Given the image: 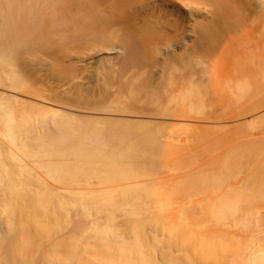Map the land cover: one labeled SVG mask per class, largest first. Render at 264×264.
<instances>
[{"label": "bare ground", "instance_id": "bare-ground-1", "mask_svg": "<svg viewBox=\"0 0 264 264\" xmlns=\"http://www.w3.org/2000/svg\"><path fill=\"white\" fill-rule=\"evenodd\" d=\"M107 39L111 40V42H108ZM64 40H69L79 49H75L76 51L73 50L74 52L72 50L68 51L63 49L61 50L60 55L63 57H68L70 61L72 60V57H78V59H80L79 61H81L79 64L73 65L75 69H72L74 68L72 65V67H69V64L65 67L68 66L69 69L79 71L78 75L80 74V76L81 74H84L85 71L83 69V72L80 73L81 68H85L86 65H91L92 67L91 68L89 66L91 70L90 75L88 76L95 77V80L94 77H92L93 79L90 77V81L94 80L95 85L93 84L89 90L86 87H80L79 85L81 82L79 80L74 81L76 80L74 79L72 80L74 82L71 81L74 83V86L82 88H79V92L82 93V97L78 95L77 98L80 97V100H74L81 101L82 98H84L83 103L85 105L88 104L89 106V104L92 103H101V101L104 100L102 98L108 95L107 91L112 88L110 80L113 77L110 73H112V71L114 73L117 70L119 74L121 72L129 73L131 71L133 75L132 77L135 78L133 79L134 81L132 80L133 83L131 85L127 81L129 84L128 88L130 87V92H127L129 94L127 98L129 97L128 99H132V101H134L140 107H150V105L154 104L153 101H155L151 100V96H153V91L151 89L160 85L157 83L158 85L155 84V86H153L155 79L158 80L159 78H163L162 75H166L165 72L168 73L170 71L180 70L182 67L193 68L195 63H200L201 65L202 60L197 58H201L203 54H199L198 51H207L211 53L210 55L212 56L210 57L212 61L214 59L215 62V69H213L215 72H211L214 74V77L213 75H211V77L209 75L208 79L207 75V80H204L206 75L204 71L206 70L205 66H199V70L201 71L202 75L203 72L205 74L204 77H202L203 79L200 80L207 81L205 82V85H203L204 87L202 86V88L200 85H196V83H194V85H190L188 88H185L186 90L181 91L176 96L171 97L169 99V104L180 105L181 108H186L187 110H195L196 113L194 114H197V111H202L203 113L205 106L209 105L211 107L212 105H215L211 107L213 110L215 109L216 105L220 103H217V97L219 99L220 94L226 95L230 92L233 94L234 92L232 93V91L236 89L238 95L243 97V94L246 91L253 89L258 90L257 88H259L258 86L261 83L263 86H260L261 93L259 92L258 94V90L257 93L254 91L256 94H253L256 96V98H260L261 103H259V100L254 98V102L258 101L260 104L257 105L258 108L262 106L264 107V95L262 94L264 89V0H0V75L5 76L12 82H17L19 76L13 68L14 65H12L14 56H16L15 49H19L21 46H37L50 49V47L60 46V43ZM203 59L206 61L207 58ZM77 60H75V62ZM37 61L34 62L37 63ZM143 61H150L151 63L154 62V65L152 64L153 66H151L153 68L154 66H157L159 69L156 71L158 74L152 72V75L151 73L148 75L150 77V80L148 81L145 80L147 78L145 75L147 76L149 71L148 73L146 72L147 66H145L146 69L144 68L145 71L142 70L141 64ZM23 62L25 61L23 60ZM73 62L69 63L73 64ZM24 64H26L28 67L30 63L28 61V63ZM24 64L23 67L26 69L27 67H25L26 65L24 66ZM46 68L49 69L50 67ZM210 70H212V68ZM67 71L69 72L68 76H73L74 71L72 72L68 69ZM70 72L73 74L71 73L70 75ZM65 73L67 72L65 71L61 75L65 76ZM233 73H236L235 75L237 77L239 76V80H234ZM153 74H157V77H155V75L153 76ZM75 76L76 75L74 74V77ZM84 76H81V80ZM110 76L112 78H110ZM151 76L154 77L153 81H151L153 79H151ZM212 77L213 81L210 79ZM169 78H167L166 83H168L170 80ZM77 79H79V76ZM124 79H127V77L125 76ZM4 81L5 80L2 82ZM85 82L88 84L87 82H89V80H86ZM124 84L121 87H124ZM167 85L168 84H166V86L160 87H168L169 85ZM9 86V89L12 88L11 91H15L11 83ZM125 86L127 87V85ZM126 87L124 90L128 89ZM157 88L159 89V87ZM38 89L40 90V87ZM139 89H143L142 92L145 93L141 94V91H138ZM158 89L157 91H159ZM78 90L75 91L78 92ZM154 91L156 90L154 89ZM76 92L75 94L73 92L72 96L76 95ZM148 92H151V96L148 94ZM103 93H105V95ZM163 93H160L159 91V96L160 94L164 95ZM32 94L33 93H31V95ZM102 94L104 96L99 97ZM155 94L156 95H154V98L156 99L155 102H157L159 101L157 99L158 93L155 92ZM260 94L263 95L262 98ZM167 95L168 93L164 96L166 97ZM15 96H17V94H15ZM42 96L45 97L44 99L46 100L47 97L44 95ZM42 96H40V98ZM68 96L69 95L65 97L68 98ZM231 96L232 95H230V98ZM34 98L32 104L36 100H34ZM36 98H38V96ZM60 99L62 98L60 97ZM118 99L119 97L115 100ZM227 99H229V97H226L225 101H227ZM50 100L53 101L52 99ZM230 100H232V98ZM234 100H236V98H234ZM121 101L122 100L119 102L118 100L115 103L112 101L111 103L115 104L113 107L116 106V104H119L120 106V104H123V101L122 103ZM162 101H160V103ZM38 102L40 103V101ZM229 102H226V107H229V105H232L237 101H234V103L231 101L230 104H228ZM249 102L252 103L253 100H248L246 106ZM26 103L27 102H25V104ZM29 103L28 110L23 112L17 111L15 109L16 107H13L11 103L5 101L0 103V122L3 126L0 130V137L3 138L4 141L7 140L4 142L5 144L9 143L8 145H10V148L8 150V155L15 162L14 167H12L13 165H9L10 163L8 164V161L6 163L4 160H2V155H6V149H4L3 144L1 146L0 141V199L4 201V207L0 209V264H184V255H181L180 253H176L177 255L175 256L171 255L172 257L161 253V249L163 248L162 244L165 240L160 238L162 236H160V233L162 231L161 228H168L163 221H166L165 213L169 211L168 207L170 204L166 203L164 200H154L155 198L151 196V193L144 189L149 181L143 180L141 178L142 173L137 171V169L135 170L134 168L136 161H131L139 157L146 158L148 155L151 156V154H153L152 156H155V158L161 159L165 152L164 150L166 149L161 146V142L158 140L160 129L146 127H143V129H125L120 126L121 124L117 125L109 121V123L100 122L97 123V125H87L79 120V117H81L80 115L68 112L65 110L66 107L61 109V107H59L60 105H58V101L56 103H51V105H47L46 103V105H44L40 103V109L38 108V111L29 109L31 108L29 107L31 106V103ZM160 103L157 102L154 106ZM36 104V107H33L37 108L38 105ZM161 105H163V103ZM219 105L222 106V103ZM253 105L254 107L256 106L255 103H252V106ZM167 106L168 105H166V107ZM209 106L207 108H210ZM242 106L240 107L242 108ZM234 107L233 109L235 110ZM240 107L238 106L239 109H241ZM238 108L236 109L238 110V114L234 113L236 114V117H238L239 114L243 116L250 113L249 117L251 119L249 121L246 120L247 122H244L247 127L246 130H241L242 126H237L239 129L241 127V131H238L239 129L235 128L237 130H235L234 133H237L234 135H237L240 140L242 139L244 142H247V138H252L251 140H254L253 138H255L256 141L258 139L261 141L264 140V111L262 113L257 108V110L252 109L253 111H251L250 108L252 107L250 106L248 108V112L245 110L244 106L243 109L248 113H244V110L241 109L243 112L242 113ZM158 109H161V107ZM218 109L220 108H217V112L219 111ZM228 109L229 108L225 110ZM205 110L204 115L207 114L205 113ZM211 111H209L210 113L208 111L206 112H208L210 115L214 114V112L211 114ZM230 111L232 112V108L231 110L229 109V112ZM257 111H259V114L253 113ZM224 112L225 111L222 109L223 114ZM222 113L220 110V115ZM223 114L218 116H220L222 119ZM197 115H201V113ZM210 115L209 117L214 120ZM216 115L217 114L215 113V118ZM194 116L196 117V115ZM203 116L202 119L199 120H203ZM231 116L235 117V115ZM179 117L180 116H178V118ZM228 117L229 116L224 118V120ZM207 118L208 115L206 116V119ZM38 120H40L39 122H42L43 124H35V122ZM209 120L210 118L207 119V121ZM228 120L225 122L227 126L230 125L228 124ZM212 122H210L211 125ZM203 123L200 122V124ZM200 124H198V126ZM206 124L209 126L208 122L204 125L206 128H210L207 127ZM214 124L212 128L218 123L215 125ZM221 124L222 123L220 122V125ZM36 125H39L40 128H37ZM204 125L202 127H204ZM237 125H240V123ZM232 128L233 130L231 129V134L233 135L234 127ZM172 131L173 129L171 132ZM221 135L222 137L227 136V134L226 136L225 134ZM166 138L168 139V137ZM258 141L256 143H258ZM254 143L251 145L253 148ZM255 150L254 152H256ZM3 151H5V153ZM247 151L251 150H246V152ZM252 152L249 153L252 154ZM249 153L247 152L246 156L250 155ZM26 158L33 159V163L43 171L49 180L51 179L56 183H62L67 186L71 185L72 183L82 182V180L85 183L91 179H97L100 183L102 182L109 184L111 181H115L117 179L124 181L131 180L132 182H127V184L122 187L114 186L105 188L102 192H94L90 189L87 191H78L73 189L71 186L65 187L61 190H51L52 188L49 189L48 187H44L46 184H44L42 179L39 178L41 176L38 177L34 171L36 168L29 165L25 160ZM5 159L7 160V156ZM147 159L148 158L142 160ZM152 169H154V167ZM188 171L190 170L188 169ZM188 173L190 174L191 172H187V174ZM228 173L226 172V174ZM237 173L239 175V172ZM255 173L261 177L264 175V171L260 172L259 169L255 170ZM242 176L240 175V177ZM185 178L187 179V177ZM248 178L250 177L247 176V179ZM199 179L200 176L198 174L193 175L192 173V175H190V180L189 177L187 180H189L188 182L195 183ZM185 181L181 180L183 183ZM34 183L39 184V187L33 186ZM242 184L244 183L242 182L241 185ZM42 185L43 187H41ZM78 186L80 187V185ZM244 186L246 185L244 184ZM244 186H241V189L248 188L250 185L248 187ZM226 187L229 189L231 188L229 185ZM250 188L251 187L248 189ZM233 189L237 188H232V190ZM118 190L119 193L117 192ZM234 191L236 194L237 190ZM226 192L225 195L223 192L224 196L219 197L218 201H215L210 205L206 204L208 207H206V209V205L204 206L206 210L204 208L203 209L207 213L205 215H208L211 221L222 224L234 223L237 226L235 230L227 229L229 233L232 230L229 239L227 238L225 240L226 242H224V244L227 243V246L229 245V249H224L225 247H222L221 241H211L209 240V237L202 239L203 246L207 249H210L213 254H218V252L221 254L223 253V260L225 259V263L222 262V259L218 261L222 262V264H241V262L244 263L245 260L247 261L248 259L249 260L247 264H264V242L263 244L260 243L263 246L261 248L258 247L259 249H256V252L255 250L250 252L252 254L249 258L242 259V256L239 258L241 251H245V249L248 250V248L245 247L251 244H247V238L250 239V237H252L253 239V236L259 237L258 234L263 229L262 228L259 230L258 228L259 231L256 230L257 233H255V228H253V224L256 223L255 217H258L261 222L264 217L260 216L262 217V219H260V211L257 212L258 210L256 209L254 212L259 213V215L257 213V215L254 214L252 211L254 208L253 206L251 211L255 217L252 216L251 218H253L255 221L253 220L254 222H251L248 217L249 215H252V213L247 217L245 214L250 209L245 212L243 211L246 208V200H243L246 199L244 198L245 196L242 197L243 199L240 201L241 199H239L238 196H234L235 194H233V192L232 195H229L231 192H229V194H226ZM237 193L239 194V192ZM154 194L157 196L159 193ZM192 197H194V195ZM257 198L259 199V197ZM169 199L170 197L167 200L170 201ZM242 202H244L245 208L243 207ZM251 203L250 205H254ZM248 204L246 203V205ZM188 206L189 204L185 207ZM173 207L175 208L176 206ZM174 208L172 211L178 209ZM197 208H199V210ZM197 208H195L197 210H193L195 212H202L200 207ZM73 209L77 210L78 212V215L74 218L72 216ZM152 209H154L153 212H155L153 214L150 213L152 212ZM189 209L192 210L191 208ZM179 212L182 217L181 219L184 220V210H179ZM204 213L201 215H204ZM122 215L132 217L130 220H134V225H130L131 227H134L131 228L133 235L129 239H126L123 233L119 229L115 228L112 224L117 216L122 217ZM239 215H241V218H239ZM129 217L128 219L124 217L125 221L129 220ZM100 219H104L105 222L100 223L98 221ZM194 219L196 222L197 219ZM194 219L192 217V220ZM199 220L200 219H198V221ZM121 223L126 224L125 222H120V224ZM257 224L255 225L257 226ZM126 225L128 226L129 224ZM174 226L172 227L173 229L171 228L173 231L171 237L173 239H167V241L169 240L168 242L170 244L169 245L167 243L168 247H173V245L176 246L177 244L180 245L182 242L181 241L179 243L181 238L178 240V229L174 230ZM67 227L72 229L71 234L67 238L54 241L52 243L53 247L51 248L49 254L38 258L36 261L28 257L29 251L32 249H38L39 246L43 248V245L41 244L47 240H50L54 234L63 232L64 230H69ZM259 227L261 228L262 225ZM127 228L128 227H126V229ZM129 229L130 227L128 230ZM158 230H160V233ZM262 234L264 236L263 232ZM244 236L246 237V240H243ZM88 237L89 239L90 237H93L96 239V241L91 242ZM193 238L194 243L192 245L190 244V249L187 244H184L181 247H184L182 252H184L185 249L186 253H184L187 258L186 261H193L192 264H195L194 259L198 255L194 252H197L198 244L196 243L199 239L195 237ZM260 238L262 240L264 239V237L262 238L261 236ZM257 241L258 240H256V245L258 246L259 244H257ZM259 242H261V240H259L258 243ZM88 247H92V249L96 248L94 251L95 253L91 256L85 257L84 249ZM176 247H174V249ZM165 249L168 248L166 247ZM57 251L58 253H62L60 258L55 257L57 255ZM230 253L232 254L229 257L228 255ZM245 256L248 257V255L244 254V257ZM240 259L243 261L240 262ZM244 264H246V262Z\"/></svg>", "mask_w": 264, "mask_h": 264}, {"label": "rangeland", "instance_id": "rangeland-1", "mask_svg": "<svg viewBox=\"0 0 264 264\" xmlns=\"http://www.w3.org/2000/svg\"><path fill=\"white\" fill-rule=\"evenodd\" d=\"M108 40V42H111V40H109V39H107ZM61 45L60 46H58V47H50V49H45V48H41V47H37V46H21L19 49H15V54H16V56H14V59H13V64L12 65H14V70L16 71V73L18 74V76H19V78H18V80H19V82H18V80H17V82L15 81V82H12V81H10L9 79H7L5 76H3V75H0L1 77H0V80H5L4 82L6 83L7 81V83H6V85H5V83L4 82H2V81H0V103L1 102H3V101H5V102H8V103H11V105L14 107H16L15 109L17 110V111H19V112H23V111H25V110H28V103L31 105V106H29V107H31V108H29V109H33V110H36V111H38V108L40 109V106H39V104L41 103V104H44V105H51V103H56L57 101L59 102V104L58 105H60L59 107H61V109H63V108H65V110H67L68 112H71V113H73V114H77V115H80L81 117H79L80 119V121L81 122H83L84 124H87V125H97V123H100V122H107V123H109V122H111V123H113V124H117V125H120L122 128H125V129H140V128H142L143 129V127L145 128H152V129H157V128H159L160 129V133H159V136H158V140H159V142H161L160 144H161V146L163 147V148H165L166 150H164L165 152H164V154H163V156L161 157V159L160 158H155V156H152L153 154H151V156H147L146 158H148L147 160H142V159H146V158H144V157H139V158H135L134 160H131V161H136L135 162V170L137 169V171H139V172H141L142 174V179L143 180H147V181H149V183H147L146 185V187H144V189L145 190H148L150 193H151V196L152 197H154L153 199L154 200H164V201H166V203H169L170 204V206L167 208L169 211V214H168V212H166L165 214H166V218H165V220L166 221H163V222H165V224L167 225V227L168 228H166V227H163V228H161V233H160V230H158L159 231V233H160V238H163L162 240H165V241H167V239H169V240H171V236H172V227L174 226L175 228H174V230L176 229H178L177 231V233H178V240H180V238H181V240L179 241V243H180V245H173L172 244V242H171V244L173 245V247H168V244H169V240L167 241V242H165L164 241V243L162 244L163 245V250H164V252H163V250L161 249V253H164V255L165 254H167L166 256H175V255H177L176 253H180L181 255H184V261L183 262H185L184 264H188V263H190V264H192L193 263V261L192 262H188V261H186L187 260V258H186V255H185V249H184V252H182L183 250V248L184 247H181V246H183L184 244H187L188 245V247H189V249H190V244L192 245L194 242V238L193 237H195V238H197V239H199V240H197L198 242L196 243V244H198V247H197V252H194V253H197V257L194 259V262H195V264H222V262L223 263H225V259L223 260V253L221 254L220 252H218V254L217 253H215V254H213L212 253V251L210 250V249H207V248H205L204 246H203V241H202V239H204V238H208L209 237V240H211V241H214V240H216L217 242H219V241H221L222 242V247H225L224 249H229V245L227 246V243L226 244H224V242H226L225 240L228 238L229 239V237H230V235H231V231H230V233L227 231V229H236V225L234 224V223H230V224H222V223H215L214 221H211L210 219H209V217H208V215H205V214H207L206 213V209L208 208L207 207V205L206 204H208V205H210L211 203H213V202H215V201H218L219 200V197H221V196H224L225 195V192H226V194L228 193L229 194V192H231L229 195H232V192H233V194H235V191L234 190H237L236 191V194L234 195V196H238L239 197V199H241L240 201H242V197H244V198H246V199H243V200H246V203L248 204V202H249V204L248 205H246V203H245V206H246V208H245V206H244V202H242V204H243V207L246 209H244L243 211L245 212V211H247L248 209H250V210H248V212H246L245 214H246V217L249 215V214H251L252 213V211L254 212V211H256V210H258L257 212H259L261 215H259V213H257L258 215H259V217L260 216H263L264 217V195H262V194H264V175H263V177H261L260 175H257L256 173H255V170H258L259 169V171L261 172H263L264 171V140H260V139H258L257 137V139L259 140H257L258 141V143H256L257 141L255 140V138H253L254 140H251L252 138H247L246 140H247V142H244L242 139L240 140V138L237 136V135H234V134H236V133H234L235 132V130H237V129H235V128H238L237 126H242V129H241V127H240V129L241 130H246L247 129V127H246V124L244 123L246 120H250L251 118L249 117V115H250V113H248L249 111V107L251 106L252 108H250L251 109V111H253L252 109H259L262 113H263V111H264V107L262 106V107H259L258 108V106L257 105H260L259 103H261V101H260V98L258 99V98H256V96L254 95V94H256L257 93V91H258V94H259V92L261 91V87L260 86H262L261 85V83L259 84V88H257L258 90H256V89H253V90H249V91H246L244 94H243V97L242 96H239L238 95V92H237V90L235 89V90H233L232 91V93L233 94H231V92L230 93H228V94H220V96H219V99H218V97H217V101H215V102H217V103H219V104H221L222 103V106L221 105H219V104H217V103H215V104H217L216 105V107H215V111L213 110V108H211L212 106H215V105H212L210 108H207L208 106H205V108H204V110L207 108V109H211V110H205V113H207L206 115H204V110H203V113H202V111H197L198 113L197 114H200L201 113V115L204 117L203 118V120H199V119H202V116L201 115H197V114H194V113H196L195 112V110H187L186 108H181V106L180 105H175V104H169V99L171 98V97H173V96H176L179 92H181V91H184V90H186L185 88H188L190 85H194V83H196V85H200V87H202L203 85H205V82H207V81H204V80H207L206 79V76H207V78L209 77V75H210V77H211V75H213V77H214V74H212L211 72L213 71V73L215 72V70H213V69H215V67H214V65H215V62H214V59H213V61H212V59H211V57L210 56H212V55H210L211 53L210 52H207V51H198V53L199 54H203L202 55V57L201 58H197V59H199V60H202V63H201V65H200V63H195L194 64V66H193V68L195 69H193V68H190V67H182L180 70H176V71H170V72H165L166 73V75L165 74H163L162 75V77L163 78H159L160 79V81H159V79L157 80V79H155L154 80V77H152L151 76V81H153L154 80V84H153V86H155V84H160L159 86H156V87H154L153 89H151L153 92H154V94H153V92L151 91V90H149V91H151L152 92V95L153 96H151V92H148V94L151 96V100H155L156 101V99L154 98V95H156L155 94V92H157L158 93V95H157V99L159 100V101H157L158 103H160V101H162V99H163V101L160 103V104H156V106H154L155 105V103H157V102H155V101H153V105H150V107L149 106H144V107H140L139 105H137L134 101H132V99H128L127 98V96H129V88H128V86H129V84L131 85L132 83H133V79H135L134 77H132L133 75H132V72L130 71L129 73L128 72H121L120 74H119V72H117V70L113 73V71H112V73H110L111 74V76L113 77H111L110 76V78H112L111 80H110V82H111V86H112V88H110L107 92H108V95H106L105 97H103L104 95H105V93H103L101 96H99V97H103L102 99H104V100H102L101 101V103H92V104H89V106H88V104H84L83 102H84V98H82V100L81 101H75V100H77V99H79L80 97H82V93H80L79 91H80V89H82V88H84V87H86V88H88V90L93 86V84L95 85V82H94V80H95V77L94 76H88V75H90V70H91V65H89V66H87L86 65V67L85 68H81V70H80V73L81 72H83V69L85 70L84 71V74H81V76H84L83 78H82V80H83V82H82V80H81V76H80V74L78 75V73H79V71H77V70H72V69H75V67L73 66L74 64H79V62H81V61H79L80 59H78V57H72V60L70 61L69 59H68V57H63V56H61L60 54H61V50H63V49H66V50H74V51H76V50H78L79 48H77V46H75V45H73V43L72 42H70L69 40H64V41H62L61 43H60ZM76 49V50H75ZM73 51V52H74ZM22 52V53H21ZM200 55V56H201ZM55 59H54V58ZM23 58V59H22ZM24 58H26V59H24ZM29 60H28V59ZM65 58V59H64ZM78 60H77V59ZM203 58H207L206 59V61L203 59ZM213 58V57H212ZM22 59V60H21ZM36 59V60H35ZM42 59V60H41ZM74 59V60H73ZM22 62H21V61ZM23 60L25 61V62H23ZM26 60H28L29 61V65H28V67H27V65L26 64H24V63H28V61H26ZM30 60H33V61H30ZM38 60V61H37ZM40 60V61H39ZM49 60V61H48ZM67 60V61H66ZM75 60H77L76 62H75ZM210 62H209V61ZM19 61V62H18ZM37 61V63H35V62ZM73 62V64H71V63H69V62ZM33 62V63H32ZM39 62V63H38ZM44 62H45V64H44ZM68 62V63H67ZM213 62V63H212ZM24 64V66L25 67H27L26 69H24V67H23V64ZM209 65H208V64ZM20 64V65H19ZM34 64H36V65H34ZM48 64H49V66H48ZM51 64V65H50ZM69 64V65H68ZM141 64V63H140ZM154 65V62L153 63H151L150 61H143L142 62V70L143 71H145L144 70V68H145V66H147L146 68H147V70H146V72L148 73V71H149V73L147 74V73H145V74H147V76L145 75V77H147L145 80H150V77L148 76V75H150V73H151V75H152V72L153 73H157L156 71H158L159 69H158V67L156 66H154V68L152 67L153 65ZM199 64V65H198ZM66 65H68L69 67H74V68H72V69H69L68 68V66L67 67H65ZM72 65V66H71ZM152 65V66H151ZM156 65V64H155ZM31 66V67H30ZM34 66H35V68H34ZM38 66H40V67H38ZM76 66V65H75ZM199 66L201 67V66H205V69L207 70H204L205 71V74H204V72H203V75H202V73H201V71L199 70ZM209 67V68H207V67ZM30 67V68H29ZM46 67H50L49 69H47ZM63 67V68H62ZM65 67V68H64ZM39 68H40V70H39ZM58 68H60V69H58ZM145 68V69H146ZM149 68V69H148ZM151 68V69H150ZM155 68H156V70H155ZM212 68V70H210ZM34 69V70H33ZM36 69V70H35ZM47 69V70H46ZM53 69V70H52ZM67 69L70 71H74L73 73L76 75L75 77H74V74L72 73V72H70V75H71V73L73 74V76H68L69 74V72L67 71ZM88 71H87V70ZM191 69H192V71H191ZM38 70V71H37ZM49 70V71H48ZM57 72H56V71ZM67 72V73H65V76L63 75H61V74H63L65 71ZM141 70V71H142ZM152 70V71H151ZM43 71V72H42ZM52 71V72H51ZM64 71V72H63ZM142 71V72H143ZM151 71V72H150ZM180 71V72H179ZM51 72V73H50ZM61 72V73H60ZM76 72V73H75ZM194 72V73H193ZM196 72V73H195ZM200 72V73H199ZM208 72H209V74H208ZM41 73V74H40ZM45 73V74H44ZM117 74V75H116ZM122 74V75H121ZM158 74V73H157ZM157 74L155 75V74H153V76L155 75V77H157ZM194 74H196V75H194ZM236 74V73H235ZM234 73H233V76H234V80L235 81H237L236 79H238V77L235 75ZM40 75V76H39ZM46 75V76H45ZM192 75V76H191ZM204 75H205V78H204V80H200V79H203L202 77H204ZM238 75V74H237ZM45 76V77H44ZM67 76V77H66ZM79 76V79H77V77ZM88 77V79H87V77ZM126 76L127 77V79H124V77ZM158 76H160V75H158ZM169 78L168 80L170 81H168V83H166L167 82V78ZM173 76V77H172ZM4 79H3V78ZM42 77V78H41ZM62 77H64V78H62ZM92 77H94V80L93 81H90L91 80V78ZM123 77V78H122ZM176 77V78H175ZM178 77V78H177ZM191 77H192V79H191ZM198 77V78H197ZM200 77V78H199ZM213 77L212 78H210L211 79V81H213L212 79H213ZM236 77V78H235ZM121 80H120V79ZM149 78V79H148ZM185 78V79H184ZM68 79V80H67ZM74 79H76V80H74ZM93 79V78H92ZM194 79H195V81H194ZM209 79V78H208ZM215 79V78H214ZM72 80H74V81H80L79 83H80V87H82V88H80V87H76V86H74L73 84L74 83H72V82H74V81H72ZM86 80H89V82H87L88 84H86V82L85 81ZM133 80V81H132ZM162 80H163V82H162ZM186 80V81H185ZM239 80V79H238ZM46 81V82H45ZM72 81V82H71ZM127 81L129 82V84L127 83ZM150 81V82H151ZM194 81V82H193ZM209 81V80H208ZM50 82V83H49ZM69 82V83H68ZM126 82V83H125ZM156 82V83H155ZM160 82V83H159ZM201 82V83H200ZM11 83V85L13 86V89H15V91L14 90H12L11 91V89H9L8 88V86H9V84ZM17 83V84H16ZM70 83H71V85H70ZM125 83V84H124ZM161 83H163V84H161ZM184 83V84H183ZM189 83V84H188ZM192 83V84H191ZM15 84V85H14ZM20 84V85H19ZM21 84H22V86H21ZM49 84H51V85H49ZM124 84V87H121L122 85ZM157 84V85H158ZM166 84H168L167 86L168 87H160V86H166ZM4 85H5V87H4ZM45 85H46V87H45ZM73 85V86H72ZM125 85H127V87L125 86ZM17 86V87H16ZM70 86H72V87H70ZM171 86H172V88H171ZM7 87V88H6ZM10 87V86H9ZM19 87V88H18ZM40 87V90L38 89ZM52 87V88H51ZM53 87H54V89H53ZM76 87V88H75ZM125 87L126 88H128V89H126V90H124L125 89ZM157 87H159V89L157 88ZM204 87V86H203ZM202 87V88H203ZM263 87V86H262ZM17 88V89H16ZM21 88V89H20ZM48 88V89H47ZM68 88H70V89H68ZM72 88V89H71ZM75 88V89H74ZM79 90H78V89ZM123 88V89H122ZM169 88V89H168ZM176 88V89H175ZM154 89L156 90V91H154ZM157 89L160 91V93H163L164 95H166L167 93H168V95L165 97L164 95H162V94H160V96H159V91H157ZM4 90V91H3ZM26 90H28V91H26ZM74 90V91H73ZM75 90H78V92H76ZM131 90V89H130ZM35 91H36V93H35ZM46 91H49V92H46ZM58 93H57V92ZM115 91V92H114ZM123 91H125V92H123ZM138 91H141V94H143V93H145V92H142L143 91V89H139ZM256 93H255V92ZM13 92V93H12ZM16 92V93H15ZM26 92H29V93H26ZM61 92V93H60ZM73 92H74V94H75V92L77 93L76 95H74V96H72L73 95ZM94 92H96V91H94ZM107 92H106V94H107ZM120 92V93H119ZM128 92V93H127ZM3 93V94H2ZM25 93V94H24ZM31 93H33L32 95H31ZM61 95H60V94ZM70 93V94H69ZM72 93V94H71ZM126 93H127V95H126ZM254 93V94H253ZM261 93V92H260ZM15 94H17V96H15ZM20 94H21V97H20ZM39 94V95H38ZM44 95V96H46L47 98H46V100L44 99L45 97H43L42 95ZM56 94H57V96H56ZM119 96H118V95ZM262 94L264 95V89H263V91H262ZM8 95H9V97H8ZM11 95V96H10ZM14 95V96H13ZM34 95V96H33ZM67 95H69L68 96V98H66L67 97ZM78 95L80 96L79 98H77L78 97ZM230 95H232L231 96V98H232V100H230L231 98H230ZM255 96V97H253V96ZM261 95V94H260ZM259 95V96H260ZM263 95H261V98H262V96ZM13 96V97H12ZM19 96V97H18ZM25 97V98H23V97ZM30 96V97H29ZM38 96V98H40V96H42L40 99H38V98H36ZM49 96V97H48ZM63 99H60V97ZM63 96V97H62ZM66 96V97H65ZM123 96V97H122ZM162 96V97H161ZM252 96V97H251ZM14 97H15V99H14ZM31 98L30 99V101H29V99H27V98ZM35 97V98H34ZM58 97H59V99H58ZM88 97V96H87ZM91 97V96H90ZM89 97V98H90ZM119 97V102H120V100H122L123 101V104H120V106H119V104L117 105L116 104V106H114L113 107V105H115V104H113V103H111L112 101H114V103L116 102V101H118V100H115V99H117ZM121 97V98H120ZM159 97V98H158ZM165 97V98H164ZM222 97H224V98H222ZM226 97H229V99H227V101H225V99H226ZM239 97V98H238ZM242 97V98H241ZM20 98V99H19ZM33 98H34V102H33V104L35 103H38V104H36V105H38V107L37 108H35L36 106H35V104L33 105L32 104V101H33ZM48 98H49V101H48ZM66 98V99H65ZM71 98V99H70ZM95 98V97H94ZM98 98V97H97ZM123 98V99H122ZM153 98V99H152ZM222 98V99H221ZM234 98H236V100H234ZM251 98V99H250ZM254 98L255 99H257V100H259L260 102L258 103V101H256V102H254ZM18 99V100H17ZM29 101H27V100ZM44 99V100H43ZM50 99H52L53 101H51ZM65 99V100H64ZM73 99V100H72ZM75 99V100H74ZM237 99H240V100H237ZM13 100V101H12ZM16 101V103H15V101ZM42 100V101H41ZM80 100V99H79ZM246 100V101H245ZM248 100H250V101H252L253 100V102L252 103H255V105L257 106H255L254 107V105L252 106V103L251 102H249L248 104H247V106H246V103H247V101ZM19 101V102H18ZM38 101H40V103L38 102ZM44 101V102H43ZM46 101V102H45ZM61 101V102H60ZM122 101H121V103H122ZM231 102L232 101V103H234V101H237V102H235V103H237V104H232V105H229V107H226V102ZM240 103H239V102ZM25 102H27L26 104H25ZM48 102H50V103H48ZM67 102V103H66ZM230 102L228 103V104H230ZM241 102H243V103H241ZM244 102H245V104H244ZM46 103V104H45ZM65 103V104H64ZM77 103V104H76ZM82 103V104H81ZM128 103V104H127ZM163 103V105H161ZM251 103V104H250ZM258 103V104H257ZM63 106H62V105ZM100 104V105H99ZM108 104V105H107ZM244 104V105H243ZM18 105V106H17ZM52 105H54V104H52ZM76 105V106H75ZM82 105V106H81ZM85 105V106H84ZM111 105H112V107H111ZM166 105H168L167 107H166ZM220 107H219V106ZM225 105V106H224ZM243 105V106H242ZM248 105H250V106H248ZM33 106H35V107H33ZM161 107V109H158V108H160ZM235 106V107H234ZM238 106L240 107V106H242V108L241 109H243V107L245 106V110H247L246 112L248 113L247 115H243V116H241L240 114V116L238 115V117H236V114H238L237 113V111L238 110H236L237 108H238ZM21 107V108H20ZM73 107V108H72ZM88 107V108H87ZM153 107V108H152ZM163 107V108H162ZM170 107V108H169ZM224 107H226V108H224ZM233 107L235 108V110L233 109ZM78 108H80V109H78ZM122 108V109H121ZM141 108V109H140ZM217 108H220V109H218L219 111V114H218V112H217ZM227 108H229L230 110H231V108H232V112L230 111L229 112V109L228 110H225V109H227ZM247 108V109H246ZM74 109V110H73ZM76 109V110H75ZM119 111H118V110ZM128 109V110H127ZM149 109H151V110H149ZM155 109V110H154ZM174 109V110H173ZM176 109V110H175ZM181 109V110H180ZM222 109L225 111L224 112V114L222 113ZM239 109V108H238ZM241 109H239L240 110V112H242L241 111ZM256 109V110H257ZM261 109H263V110H261ZM78 110V111H77ZM123 110V111H122ZM142 110H144V111H142ZM159 110H161V111H159ZM187 110V111H186ZM220 110H221V113L223 114V118L221 119L220 118V116L222 115H220ZM234 110V111H233ZM244 110V109H243ZM245 110H244V113H246L245 112ZM188 111H190V112H188ZM194 111V112H193ZM206 111H211V114H212V112H214V114H212V115H210L208 112H206ZM111 112H113V113H111ZM142 112H144V113H142ZM147 112V113H146ZM149 112V113H148ZM164 112V113H163ZM227 112H228V114H227ZM239 112V113H240ZM260 112V113H261ZM86 113V114H85ZM158 113V114H157ZM177 113V114H176ZM179 113V114H178ZM181 113V114H180ZM183 113V114H182ZM215 113L217 114L216 115V118H215ZM234 113H236V114H234ZM243 113V112H242ZM252 113V112H251ZM253 113H258L259 114V111H257V112H253ZM252 113V114H253ZM83 114H85V115H83ZM115 114V115H114ZM148 114V115H147ZM161 114V115H160ZM185 114V115H184ZM186 114H189V115H186ZM190 114H192L193 116L194 115H196V117L194 116H192V115H190ZM88 115V116H87ZM155 115V116H154ZM168 115V116H167ZM173 115V116H172ZM208 115V118L207 119H209L210 118V120L209 121H207V119H206V116ZM209 115L210 116H212V118L214 119V120H212L211 119V117H209ZM218 115H220V116H218ZM226 115V116H225ZM231 115H235V117H233V116H231ZM92 118H91V117ZM176 116V117H175ZM178 116H180L179 118H178ZM182 116V117H181ZM186 116V117H185ZM200 116H201V118H200ZM225 116V117H224ZM227 116H229L227 119H225L224 120V118H226ZM231 116V117H230ZM89 117V118H88ZM160 117V118H159ZM218 117V118H217ZM131 118V119H130ZM139 119V120H137V119ZM196 118V119H195ZM197 118H198V120H197ZM152 119H153V121H152ZM206 119V120H205ZM217 119V120H216ZM219 119V120H218ZM221 119V120H220ZM229 119V120H228ZM242 119V120H241ZM136 120V121H135ZM144 120V121H143ZM156 120V121H155ZM161 120V121H160ZM170 120V121H169ZM205 120V121H204ZM223 120H224V122H223ZM227 120H228V124H230L229 126H227V124L225 123V122H227ZM237 120V121H236ZM244 120V121H243ZM40 120H38L37 122H35V124H39V125H42L43 123L42 122H39ZM109 121V122H108ZM172 121V122H171ZM213 121V122H212ZM215 121H216V123H215ZM217 121H219V122H217ZM235 121V122H234ZM136 122V123H135ZM138 122H139V124H138ZM159 122H160V124H159ZM168 122V123H167ZM178 122V123H177ZM197 122V123H196ZM200 122H205V123H207L208 122V124H209V126H207V124H206V126L207 127H210V128H206L205 127V123H203V124H200ZM210 122H212V125H211V123ZM220 122L222 123L221 125H222V127H221V125H220ZM230 122V123H229ZM234 122V123H233ZM243 122V123H242ZM247 122V121H246ZM141 123H144V124H141ZM147 123V124H146ZM173 123V124H172ZM195 123V124H194ZM217 124V125H215V124ZM223 123H225V124H223ZM240 123V125H237V124H239ZM245 124V125H242V124ZM35 124H34V126H35ZM152 124V125H151ZM198 124H200L199 126H198ZM213 124L215 125V127H213L212 128V126H213ZM39 125H36V127L37 128H40V126ZM150 125V126H149ZM176 125V126H175ZM204 125V127H202ZM211 125V126H210ZM192 126V127H191ZM225 126H226V128H225ZM234 127V131H233V135L231 134L232 133V131H231V129L233 130V128L232 127ZM236 126V127H235ZM244 126V127H243ZM2 124H1V122H0V130L2 129ZM218 127V128H217ZM169 128V129H168ZM171 128V129H170ZM244 128V129H243ZM173 129V131L171 132V130ZM215 129V130H214ZM239 129V128H238ZM238 130V131H241V130ZM219 130V131H218ZM227 132V133H226ZM218 134V135H217ZM221 134H225V136H226V134H227V136L226 137H222V135ZM228 134H231V135H228ZM170 135V136H169ZM213 135V136H212ZM220 135H221V137H220ZM229 136H234V137H229ZM166 137H168V139L166 138ZM238 139H237V138ZM188 138V139H187ZM208 138V139H207ZM215 138V139H214ZM228 138V139H227ZM0 139H2V140H0L1 141V146H2V144H3V147H4V149H6L5 151H6V155L4 156V155H2V160H4V162H6L7 163V161H8V164L9 165H11L12 167H14V165H15V162L9 157V155H8V150H9V148H10V145H8L9 143H4V142H6L7 140H3V138H1L0 137ZM245 140V141H246ZM176 141V142H175ZM249 141H251V142H249ZM252 141H254V142H252ZM251 143V144H249V143ZM252 143H254L253 145H254V148L251 146L252 145ZM259 144V145H258ZM164 145V146H163ZM239 148H238V147ZM247 146H250V147H247ZM182 148H183V150H182ZM244 148V149H243ZM247 148H249V149H247ZM252 148V149H251ZM3 149V150H4ZM256 149V150H255ZM261 151H260V150ZM246 150H251V151H247L248 153L250 152H252V154H250V155H248V156H246V154H247V152H246ZM254 150L256 151V152H254ZM5 151H3L4 153H5ZM175 151V152H174ZM178 151V152H177ZM171 152V153H170ZM233 152V153H232ZM3 153V154H4ZM232 153V154H231ZM245 153V154H244ZM194 154V155H193ZM234 154V155H233ZM172 155V156H171ZM245 155V156H244ZM6 156H7V160L5 159L6 158ZM149 157H151V158H149ZM164 158V159H163ZM27 162H28V164L29 165H31V166H33V167H35L36 169L34 170L35 172H36V174L38 175V177L39 176H41V177H39V178H41L42 179V181L44 182V184H46V185H44V187H48L49 189H51V190H61V189H63V188H65V187H69V186H71L73 189H75V190H80V191H87L88 189H90V190H92V191H94V192H102L105 188H110V187H122V186H124L125 184H127V182H132L131 180H128V181H124V180H119V179H117V180H115V181H111L110 182V184L109 183H100L97 179H91V180H89L88 182H85L84 183V181L82 180V182H78V183H72L71 185H65V184H62V183H56L55 181H53V180H49V178H47V176L43 173V171L41 170V169H39L34 163H33V159H31V158H26L25 159ZM29 160V161H28ZM32 160V161H31ZM139 160V161H138ZM144 161H146V162H144ZM133 162V163H134ZM144 162V163H143ZM156 163V164H155ZM215 164V165H214ZM35 165V166H34ZM210 165V166H209ZM211 165H212V167H211ZM174 166V167H173ZM214 166V167H213ZM154 167V169H152ZM175 167H177V168H175ZM38 168V169H37ZM175 170H174V169ZM236 168H238V169H236ZM241 168V169H240ZM146 169V170H145ZM188 169L190 170V171H188ZM210 170V171H209ZM38 171V172H37ZM191 172L190 174L188 173L187 174V172ZM207 171V172H206ZM169 172V173H168ZM181 172V173H180ZM226 172L228 173V174H226ZM233 172V173H232ZM237 172H239V175H238V173ZM144 173V174H143ZM172 173H173V175H172ZM176 173V174H175ZM192 173H193V175L194 174H198L199 176H200V179L197 181V182H188L189 180H190V175H192ZM243 173V174H242ZM255 174V175H254ZM158 175V176H157ZM240 175L242 176V177H240ZM156 176V177H155ZM182 176V177H181ZM247 176H249L250 178H248L247 179ZM174 177V178H173ZM183 177H184V179H183ZM185 177H187V179H188V177H189V180H187ZM209 179H208V178ZM212 177V178H211ZM239 177V178H238ZM46 178V179H45ZM159 178V179H158ZM234 178V179H233ZM228 179V180H227ZM241 179V180H240ZM247 179V180H246ZM181 180H187V181H185L184 183L183 182H181ZM244 180V181H243ZM245 180H246V183H245ZM50 181V182H49ZM233 181V182H232ZM237 181V182H236ZM121 182V183H120ZM244 183L246 186H244V184H242L241 185V183ZM255 182V183H254ZM88 183V184H87ZM119 183V184H118ZM226 183V184H225ZM228 183V184H227ZM54 186H53V185ZM97 184H98V186H97ZM250 186H249V185ZM78 185H80V187L78 186ZM227 185H229V186H231V188L229 189V188H227L226 186ZM233 185V186H232ZM253 185V186H252ZM263 185V186H262ZM33 186H35V187H39V184H37V183H34L33 184ZM56 186V187H55ZM90 186V187H89ZM241 186L243 187H251L250 189H248V188H245V189H241ZM41 187H43V185L41 186ZM60 187H62V188H60ZM88 187V188H87ZM56 188V189H55ZM58 188V189H57ZM60 188V189H59ZM148 188H150V189H148ZM223 188V189H222ZM232 188H237V189H233L232 190ZM255 188V189H254ZM98 189V190H97ZM241 189V190H240ZM151 190V191H150ZM220 190V191H219ZM228 190H230V191H228ZM242 190H244V191H242ZM144 191V190H143ZM143 191H142V193H143ZM210 191V192H209ZM219 191V192H218ZM242 191V192H241ZM118 193H119V190L117 191ZM218 192V193H217ZM223 192H224V195H223ZM237 192H239V194L237 193ZM241 192V193H240ZM254 192V193H253ZM117 193V194H118ZM154 193H159V194H157V196H155V194ZM194 195V197H192L193 195ZM218 194V195H217ZM222 194V195H221ZM241 194V195H240ZM178 195V196H177ZM189 195V196H188ZM200 195V196H199ZM199 196V197H198ZM170 197V201H171V203H170V201H168L167 199ZM182 197V198H181ZM190 197V198H189ZM253 197V198H252ZM256 197V198H255ZM257 197H259V199L257 198ZM157 198V199H156ZM167 198V199H166ZM202 198V199H201ZM261 198V199H260ZM172 199V200H171ZM193 199V200H192ZM168 201V202H167ZM176 201V202H175ZM185 201V202H184ZM253 201V202H252ZM174 202V203H173ZM252 202V203H251ZM176 203V204H175ZM198 203H199V205H198ZM201 203V204H200ZM250 203L251 204H254V205H250ZM258 203V204H257ZM189 204V206L188 207H185L186 205H188ZM194 204H196V205H198L197 207H200V209H201V211L202 212H195L194 210H199V208H197V207H195L196 205H194ZM179 205V206H178ZM194 205V206H193ZM206 205V206H205ZM173 206H176L175 208H178V209H176V210H173L172 211V209L174 208ZM178 206V207H177ZM181 206V207H180ZM202 206V207H201ZM204 206H205V208H204ZM253 206H254V208H253ZM4 207V201L3 200H1L0 199V209H2ZM183 207V208H182ZM193 207V208H192ZM174 208V209H175ZM180 208V209H179ZM189 208H191L192 210H190ZM195 208H197V209H195ZM205 210H204V209ZM251 208H253L252 209V211H251ZM189 209V210H188ZM194 209V210H193ZM256 209V210H255ZM153 210L154 209H152L151 211L152 212H150L151 214H153V213H155V212H153ZM179 210H184V213L185 214H183V216L185 217V219L187 220H183V219H181L182 217H181V215H180V212H179ZM204 210V211H203ZM170 211H172V212H170ZM177 211V212H176ZM192 211H194V212H192ZM189 212V213H188ZM205 212V213H204ZM175 213H177V214H175ZM204 213V215H201V214H203ZM255 212H254V214H256ZM263 213V214H262ZM256 214V215H257ZM78 215V212H77V210H75V209H73L72 210V216H73V218L74 217H76ZM170 215V216H169ZM175 215H176V217H175ZM149 216H151V215H149ZM193 217V219L194 218H196L197 219V221L195 222V219L194 220H192V217ZM236 216H238V215H236ZM241 215H239V218H241L240 217ZM252 216H254L253 215V213H252V215H249V220L251 221V222H254L255 220H256V223L255 224H257V223H261V224H257V226L255 225V224H253V228H255L254 230L256 231V230H258V228H259V230H261L262 228L264 229V227H263V219H262V217H260V219H262V222L259 220V218L258 217H255V220L253 219V218H251ZM121 216H117L115 219H114V221L112 222V224H113V226L115 227V228H117V229H119L122 233H123V235H124V237L126 238V239H129L133 234H132V230H131V228H134V227H131L130 225H132L133 224V222H134V220L132 219V220H130L132 217H129V216H123L122 215V217L120 218ZM124 217H126V219H128V217H129V220H127V221H125V218ZM168 217V218H167ZM170 218V219H169ZM171 218H172V220H171ZM124 219V220H123ZM198 219H200L199 221H198ZM173 220H174V222H173ZM191 222H190V221ZM254 220V221H253ZM100 223L102 222H105L104 221V219H100V220H98ZM125 222L126 224H129L128 226L126 225V224H124V223H121L120 224V222ZM260 221V222H259ZM119 222V223H118ZM263 223V224H262ZM134 225V224H133ZM132 225V226H133ZM162 225V224H161ZM172 225V226H171ZM230 225V226H229ZM262 225V227L260 228L259 226H261ZM163 226V225H162ZM178 226V227H177ZM205 226V227H204ZM255 226V227H254ZM125 227V228H124ZM126 227H130V231H131V233H130V231L128 230V228L126 229ZM219 227V228H218ZM172 228V229H171ZM213 228V229H212ZM222 228H223V230H222ZM253 228H252V230H253ZM257 228V229H256ZM67 229H69V230H64L63 232H59V233H57V234H54L51 238H50V240H47V241H45L43 244H41V245H43V248L42 247H40L39 246V248L38 249H32L31 251H29V253H28V257H30V258H32L34 261H36L38 258H40V257H42V256H45L46 254H49V252L51 251V248L53 247V245H52V243L54 242V241H58L59 239H64V238H67L70 234H71V232H72V229H70L69 227H67ZM263 229L261 230L263 233H264V231H263ZM196 230V231H195ZM233 230V231H234ZM258 230V231H259ZM129 231V232H128ZM194 231V232H193ZM208 231V232H207ZM259 232V237H255V236H253V239H252V237H250V239H248L247 238V240H246V237L244 236V238H243V240H246V242H247V244H249V243H251V244H249V245H247L245 248H248V250L247 249H245V251H241V253H240V255H239V258H241V256H242V259H246V258H249L250 256H251V254L252 253H250L251 251L253 252V250H255V252L257 251L256 249H259L258 247H262L264 244H263V242H264V239L262 240L261 238H260V236L263 238L264 236H263V234H262V232ZM80 232H82V231H80ZM210 232H212V233H210ZM166 233V234H165ZM252 233H254V232H252ZM255 233H257V231L255 232ZM262 235H261V234ZM167 235V236H166ZM212 237H211V236ZM253 235H255V234H253ZM169 236H170V238H169ZM258 238V239H257ZM88 239H89V237H88ZM173 239V238H172ZM183 239V240H182ZM91 242H94V241H96V239L95 238H93V237H90V239H89ZM224 240V241H223ZM253 240V241H252ZM256 240H261V242H259L258 243V241H257V244H259L258 246L256 245ZM252 241V242H251ZM168 243V244H167ZM174 243V242H173ZM255 243V244H254ZM260 243H262V244H260ZM175 244V243H174ZM182 244V245H181ZM170 245V244H169ZM171 245V246H172ZM261 245V246H260ZM227 246V247H226ZM168 248V249H165V248ZM174 247H176L175 249H174ZM186 247V246H185ZM91 248V249H90ZM88 247V248H86V249H84V256L85 257H87V256H91V255H93L95 252V247H93V248H95V249H92V247ZM178 248H181V249H178ZM39 249H40V251H39ZM42 249V250H41ZM172 249V250H171ZM252 249V250H251ZM169 250V251H168ZM177 250H179V251H181V252H179V251H177ZM170 251H172V252H170ZM247 251H248V253H247ZM38 252V253H37ZM184 253V254H183ZM233 253V252H232ZM232 253H230L228 256L230 257V255L232 254ZM192 254V253H191ZM234 254V253H233ZM244 254L245 255H248V257L247 256H245L244 257ZM32 255V256H31ZM36 256V257H35ZM62 256V253H58V251H57V255L55 256L56 258H60ZM171 256V257H172ZM220 257H222V258H220ZM35 258V259H34ZM228 258V257H227ZM220 259H222L223 261L222 262H218ZM249 260V259H248ZM248 260L246 261L245 260V262H246V264H247V262H248ZM197 261V262H196ZM241 261H243V260H241L240 259V262ZM75 262V261H74ZM187 262V263H186ZM228 262V261H227ZM244 262V263H245ZM244 263H242L241 262V264H244Z\"/></svg>", "mask_w": 264, "mask_h": 264}]
</instances>
